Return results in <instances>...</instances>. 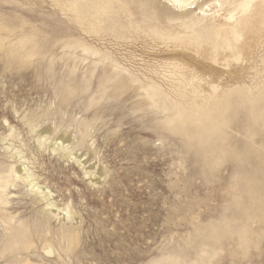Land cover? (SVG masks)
<instances>
[{
    "label": "rangeland",
    "instance_id": "rangeland-1",
    "mask_svg": "<svg viewBox=\"0 0 264 264\" xmlns=\"http://www.w3.org/2000/svg\"><path fill=\"white\" fill-rule=\"evenodd\" d=\"M119 1L0 0V264H264L263 26L233 57V0ZM213 87L216 155L167 126Z\"/></svg>",
    "mask_w": 264,
    "mask_h": 264
},
{
    "label": "bare ground",
    "instance_id": "bare-ground-1",
    "mask_svg": "<svg viewBox=\"0 0 264 264\" xmlns=\"http://www.w3.org/2000/svg\"><path fill=\"white\" fill-rule=\"evenodd\" d=\"M193 0H172V2L175 3V5L184 8L187 6H190L192 4ZM218 1V0H216ZM220 1V0H219ZM108 2V1H107ZM121 2V0L119 1ZM259 3L258 5H261V8L259 7V9L257 10L258 5L254 4V3ZM255 0V2L253 3V0H233L232 6L233 8L231 10H229L228 12V16L227 19L229 21H233L235 20V24L229 25L225 28H221V27H214L215 29V35L216 36H224L226 37L227 35H231L232 41L234 43H238V45L236 47H232V51H233V57H239V55L242 54L243 51V42L245 40V38L250 35L252 32H254V28L256 26H263L264 28V0L257 1ZM107 6V5H106ZM110 7V6H109ZM109 9V8H108ZM106 9H104L105 11ZM125 10V9H123ZM91 11V10H90ZM100 12V11H99ZM116 13V12H115ZM118 13V12H117ZM128 13V12H127ZM239 13L241 14V17L238 19L236 17V14ZM116 16V15H115ZM103 17V16H102ZM142 18V17H141ZM148 20V19H147ZM99 21V20H98ZM145 21V20H144ZM150 21V20H149ZM145 23V22H143ZM149 23V22H148ZM159 23V22H158ZM104 24V23H103ZM130 24V23H129ZM157 28V27H155ZM132 29V28H130ZM140 30V29H139ZM166 30V29H165ZM178 30V29H177ZM134 31V30H133ZM137 31V29H136ZM141 31V30H140ZM135 32V31H134ZM153 32V31H152ZM157 32V31H156ZM179 32V31H178ZM156 34V33H155ZM175 34L178 36V33L175 32ZM160 35V34H159ZM157 36V35H156ZM161 36V35H160ZM170 36V35H169ZM163 37V36H162ZM175 37V35H174ZM250 38V37H249ZM163 39V38H162ZM175 39V38H174ZM177 39V38H176ZM206 39H210V38H205ZM224 40V39H223ZM182 41V40H181ZM186 41V40H183ZM199 42V41H198ZM202 42V41H201ZM225 42V40L223 41ZM228 42V41H226ZM225 42V44H226ZM205 43V41H204ZM165 44V43H164ZM221 44V43H220ZM223 44V45H225ZM230 44V43H228ZM200 45V44H199ZM222 45V46H223ZM227 45V44H226ZM233 45V44H232ZM202 45H200L199 47H201ZM208 46V44H207ZM228 46V45H227ZM230 46V45H229ZM228 46V47H229ZM219 47V46H218ZM202 48V47H201ZM204 48V47H203ZM227 49V47H226ZM206 50V49H205ZM213 50V49H212ZM223 50V49H222ZM226 51V50H225ZM230 51V52H232ZM222 52V51H221ZM232 54V53H231ZM108 60V59H107ZM113 62V61H112ZM112 68L116 71L119 70V68L116 65H112ZM116 74V73H115ZM113 77V76H112ZM116 76L114 75V78ZM190 78V77H189ZM188 78V79H189ZM131 78H129V80L127 81L128 83H134L133 81L130 80ZM187 79V78H186ZM195 79L194 77H192L191 80ZM118 81V79L116 80ZM124 82V81H123ZM118 83V82H117ZM120 83H122L120 81ZM126 83V82H125ZM123 84V83H122ZM127 84V83H126ZM119 86V85H118ZM117 87V86H116ZM125 87V85H124ZM124 87L122 89H124ZM220 87V86H219ZM214 88V87H213ZM144 91H146V94L148 95V100L150 101V104L155 105V103L157 104V102L162 99V97H166L168 98L167 94H161L158 93L156 91H154V89H145L142 88ZM214 99L217 103H214L213 108L211 107V105H205L199 106V108L201 109L200 111H203L202 114L198 113V112H188L187 110H185V108H183L181 106V104L179 103H174L168 100L169 102V107H170V111L172 112V115L170 116V118L167 121V126H171V125H175L178 122H183L184 124L187 123H191L194 125H197L199 128L192 133L193 137L202 144H206L205 146V150L210 151V153L212 155H216L217 153H224L225 151V146L222 142H225V138H223L224 132H223V126H226L227 124V117H228V112L226 111L227 108L230 106V100H229V95L230 93H223V95H221L223 98L220 99L219 97H217V88H214ZM123 91V90H122ZM182 91V90H181ZM180 91V92H181ZM119 92L120 88H119ZM176 92V91H175ZM212 92V91H211ZM227 92V91H226ZM163 93V92H162ZM178 93V91H177ZM186 93V92H185ZM176 94V93H175ZM180 94V93H179ZM178 94V95H179ZM182 94V92H181ZM207 94V93H206ZM184 96V94H182ZM236 99L237 102L239 103H244L246 100L248 101H255L257 100H262V98H264V84L261 87H256V91L254 92L253 89L251 88H246L243 89L241 91H237L236 92ZM206 96V95H205ZM185 97V96H184ZM188 97V96H186ZM165 98V100H167ZM181 98V97H179ZM206 98V97H205ZM254 99V100H252ZM208 100V99H206ZM264 101V100H263ZM207 102V101H206ZM205 102V103H206ZM211 103V102H210ZM259 103L261 104V102L259 101ZM258 103V104H259ZM149 104V105H150ZM194 104V103H193ZM203 105V104H202ZM257 105V104H255ZM192 106V105H191ZM197 106V104L195 105ZM254 106V105H253ZM158 107V106H157ZM209 107H211L209 109ZM198 108V109H199ZM197 109V108H196ZM197 109V110H198ZM252 109V108H251ZM256 109V108H254ZM259 109V107H258ZM194 110V109H193ZM196 110V111H197ZM164 111V110H163ZM166 111V110H165ZM191 111V110H190ZM257 111V110H256ZM262 111V110H260ZM212 113H214L215 115H213ZM260 113V112H259ZM205 117H202V116ZM213 115V116H212ZM260 116V114H259ZM85 134V133H84ZM217 139V140H216ZM218 141L220 142V144L218 143ZM218 143V144H217ZM4 181V180H3ZM5 182V181H4ZM1 189V187H0ZM1 203V202H0ZM63 237L64 239H66V241L69 243L70 246H72V244L76 243V231H69V232H64L63 233ZM45 244L47 246H50L49 243L51 242L50 239H46ZM48 249L47 254H53V251L50 247H47Z\"/></svg>",
    "mask_w": 264,
    "mask_h": 264
}]
</instances>
